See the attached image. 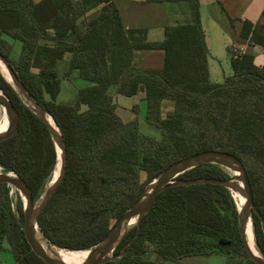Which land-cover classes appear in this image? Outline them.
<instances>
[{
    "label": "trees",
    "instance_id": "1",
    "mask_svg": "<svg viewBox=\"0 0 264 264\" xmlns=\"http://www.w3.org/2000/svg\"><path fill=\"white\" fill-rule=\"evenodd\" d=\"M143 1L188 2L192 21L166 27L162 41L149 42L146 30L124 28L113 0H0V52L66 144L65 176L38 217L40 231L57 247L94 248L163 170L211 150L240 159L264 218V67L254 64L252 54L233 51L232 74L213 83L199 0ZM241 37L264 48V35L249 21L243 22ZM145 50L164 52L161 69L136 66V53ZM66 58L61 77L59 64ZM62 78L83 82L72 104L57 102ZM0 90L19 114L16 132L0 141V168L21 177L37 202L54 180L59 152L2 71ZM137 95L146 102L141 121L157 128L159 137L142 132L139 105L132 107L136 118L131 121L117 113L118 96ZM180 178L229 175L204 164ZM12 191L0 183V255L7 246L14 264H46L25 239L23 201L18 192L12 198ZM232 196L213 184L165 189L125 254L105 264H163L199 255L256 264L239 235ZM253 222L264 254V225L256 214ZM135 231L126 234L115 254Z\"/></svg>",
    "mask_w": 264,
    "mask_h": 264
},
{
    "label": "water",
    "instance_id": "2",
    "mask_svg": "<svg viewBox=\"0 0 264 264\" xmlns=\"http://www.w3.org/2000/svg\"><path fill=\"white\" fill-rule=\"evenodd\" d=\"M0 61L9 74L10 82H12L13 86L20 93L25 103L33 109L41 122L46 126L51 134L57 150L60 152L59 173L37 202H34L31 189L27 185V183L15 173L1 172L0 183H5L8 186L14 187L18 190V193L21 196V199L23 201L24 218L23 233L28 245L30 246L34 254L41 258L46 264H67L65 263V261H63V259L55 256L51 252H48L43 247V244H45V242L49 243L50 245L53 244H51V242L42 234L38 224L39 215L41 214L43 208L55 193L59 184L62 182L65 176L67 165L66 144L59 127L55 122L54 123L56 125V129L52 127L49 119L47 118V116L50 115L43 109L41 105H39V103H37L35 98L28 92L26 87L19 80L14 69L10 66L8 60L1 54V52ZM0 107H3L5 109L8 118L7 129L4 132L0 133V141H2L11 137L16 132L18 128L19 114L11 100L1 90ZM204 164H213L220 166L224 169L234 172L236 176H229V178L227 179L198 178L187 180L180 178V176L187 171ZM199 184L220 185L231 191L232 195L233 193H238L245 198L246 201L244 206L242 207V209L238 210L239 235L243 241L245 250L250 259L256 264H264V254L260 251L258 243L256 241L253 215L256 214L261 219L263 225L264 218L255 205L247 171L243 163L236 156L227 152L217 150L205 151L186 157L171 164L165 170H163L144 188L138 200L116 221L107 235L98 245L90 250H80L88 252L86 259L81 264H105L122 257L125 254L127 247L139 235L144 217L152 210L158 196L165 189L171 186H192ZM132 221L134 223L131 225L130 223ZM249 223L252 224L255 245L257 251L259 252V256L253 254L248 245L247 229ZM133 228L136 229L135 234L123 246L122 251L119 254H115L116 248L120 245L126 234ZM38 233L40 234V236L38 235Z\"/></svg>",
    "mask_w": 264,
    "mask_h": 264
},
{
    "label": "crops",
    "instance_id": "3",
    "mask_svg": "<svg viewBox=\"0 0 264 264\" xmlns=\"http://www.w3.org/2000/svg\"><path fill=\"white\" fill-rule=\"evenodd\" d=\"M118 8L125 29H144L147 31L149 42H160L164 39V29L169 26L186 24L192 21L191 8L188 2L149 3L143 0H113ZM200 23L205 33V42L209 50L208 68L210 79L215 84L223 82L226 76L232 74L230 58L231 52L239 51L254 56V64L264 67V48L251 43L241 37L244 21L254 25L257 33L264 35V0H199ZM135 64L145 69H161L164 65V52L162 50H145L137 52ZM67 63V66L63 64ZM61 77L68 68V61L59 64ZM64 81H71L62 78ZM73 84V83H70ZM77 87L73 85L63 86L61 83V96L65 102L72 104L77 94ZM74 97V98H73ZM119 97L117 104L120 106ZM135 97L143 100L142 95ZM73 98V99H72ZM152 259L160 258L151 254ZM223 256H189L176 261H165L163 264L180 262L181 264H206L207 260H213ZM225 263L233 262L225 257Z\"/></svg>",
    "mask_w": 264,
    "mask_h": 264
},
{
    "label": "rangeland",
    "instance_id": "4",
    "mask_svg": "<svg viewBox=\"0 0 264 264\" xmlns=\"http://www.w3.org/2000/svg\"><path fill=\"white\" fill-rule=\"evenodd\" d=\"M18 50H15L14 55H17ZM67 60V58H66ZM0 64L3 65L0 61ZM67 66V63L63 64L62 67ZM1 69V68H0ZM59 70L61 71V69L59 68ZM2 71V69H1ZM3 73V71H2ZM4 74V73H3ZM5 76V74H4ZM6 77V76H5ZM9 81H10V77L9 74L6 77ZM63 81V86L65 87L66 85H73L77 87V90L79 89L80 86L83 85V82L80 80H72V81ZM12 83V82H11ZM73 83V84H70ZM74 98V97H73ZM72 98V99H73ZM65 101H69V100H65L64 99V95L58 97V102H65ZM119 102H120V106L117 109V113L119 114V116L124 120V121H131L133 119L136 118L135 112H133L132 107L135 105H139L140 107V113H139V120H140V124L142 127V132H144L145 134H150L153 136H157L159 137V130L157 128H151L149 127L147 124H145L144 121H141L142 119L144 120V116L146 113V102L144 100H140V98L138 97H124V96H120L119 97ZM228 173V175L230 176V172H228L229 170L225 169ZM1 172L2 169H1ZM56 172V171H55ZM13 189V191L11 192L12 194V198H15V193L18 192L17 189H15L14 187H11ZM55 246V245H54ZM57 247V246H56ZM0 260H1V264H14L15 263V259L13 254L9 251L8 247L5 246V249L1 252L0 255ZM205 263L206 264H221V261H223L225 263V259L223 257H216L213 258V260H207V258H205ZM171 264H181L180 262H175V263H171Z\"/></svg>",
    "mask_w": 264,
    "mask_h": 264
},
{
    "label": "bare ground",
    "instance_id": "5",
    "mask_svg": "<svg viewBox=\"0 0 264 264\" xmlns=\"http://www.w3.org/2000/svg\"><path fill=\"white\" fill-rule=\"evenodd\" d=\"M0 68L2 69L3 73L7 77L8 73H7V70L5 69V67L0 64ZM47 118L49 119L52 127L54 129H56V125H55L54 121L52 120V118L50 116H47ZM7 127H8V118H7L6 111L3 107H0V133L4 132L7 129ZM59 155H60V152H59ZM59 165H60V159L58 158V164H57L54 179L57 177V175L59 173V169H60ZM228 172H230L231 177L236 176V174L234 172H232L230 170ZM0 173H1V168H0ZM232 197L235 201L237 210L242 209V207L244 206L245 201H246L245 198L238 193H233ZM133 223L134 222L132 221L130 224L132 225ZM38 235L40 236L39 233H38ZM247 241H248L249 248L251 249V252L253 254L259 256V252L257 251L256 245H255V238H254L253 228H252L251 223H249V226L247 229ZM43 247L48 252H51L55 256L63 259V261H65V263H67V264H81L84 262V260L86 259L87 255H88L87 251H80V250L69 251V250L61 249V248L56 247L54 245H50L49 243H46V242H45V244H43Z\"/></svg>",
    "mask_w": 264,
    "mask_h": 264
}]
</instances>
